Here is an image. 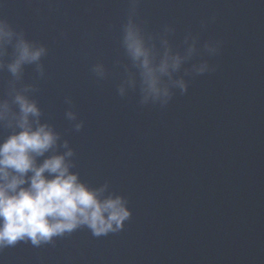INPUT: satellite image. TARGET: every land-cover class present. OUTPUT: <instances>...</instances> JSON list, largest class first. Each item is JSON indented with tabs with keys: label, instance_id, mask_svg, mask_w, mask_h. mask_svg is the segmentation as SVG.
Listing matches in <instances>:
<instances>
[{
	"label": "water",
	"instance_id": "water-1",
	"mask_svg": "<svg viewBox=\"0 0 264 264\" xmlns=\"http://www.w3.org/2000/svg\"><path fill=\"white\" fill-rule=\"evenodd\" d=\"M129 17L158 51L195 45L167 105L126 83ZM74 115L70 171L132 215L55 238L52 264H264V0H100Z\"/></svg>",
	"mask_w": 264,
	"mask_h": 264
},
{
	"label": "clouds",
	"instance_id": "clouds-1",
	"mask_svg": "<svg viewBox=\"0 0 264 264\" xmlns=\"http://www.w3.org/2000/svg\"><path fill=\"white\" fill-rule=\"evenodd\" d=\"M130 2L135 5L138 0ZM150 39L146 40L142 28L129 17L123 26L122 44L137 73L130 74L126 83L139 89L141 104L167 105L172 88L187 92L185 81L173 80V73L192 58L195 45L180 55L173 54L166 39L161 41L163 51H158ZM8 45H13L15 58L6 67L16 79L25 64L38 63L46 54L44 47L29 43L23 33L0 18V57L6 55ZM205 47L210 53L216 51ZM4 67L0 60V69ZM94 71L103 76L102 66H96ZM192 71L202 75L209 66L202 62L193 65ZM118 91L124 96L123 86ZM12 103L18 106V114L12 113L7 100L0 101V122L7 121V127L19 129L0 143V252L20 242L34 247L50 244L54 238L82 227L95 237L122 231L132 215L127 202L120 196L104 197L103 188L93 190L81 183L79 176L70 171L71 150L63 155H49L38 163V158L54 153L59 137L48 125L40 124L41 113L35 101L15 92ZM67 115L70 120L76 118L71 112ZM81 127L77 124L76 130ZM64 147L68 148L67 143Z\"/></svg>",
	"mask_w": 264,
	"mask_h": 264
}]
</instances>
